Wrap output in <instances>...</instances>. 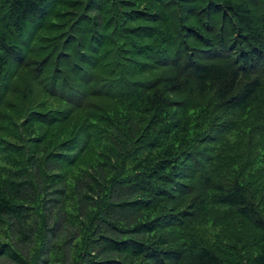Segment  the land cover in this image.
Segmentation results:
<instances>
[{
    "label": "trees",
    "instance_id": "obj_1",
    "mask_svg": "<svg viewBox=\"0 0 264 264\" xmlns=\"http://www.w3.org/2000/svg\"><path fill=\"white\" fill-rule=\"evenodd\" d=\"M0 264H264V0H0Z\"/></svg>",
    "mask_w": 264,
    "mask_h": 264
}]
</instances>
